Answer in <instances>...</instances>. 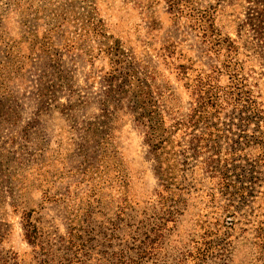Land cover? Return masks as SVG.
<instances>
[{
	"label": "rangeland",
	"instance_id": "obj_1",
	"mask_svg": "<svg viewBox=\"0 0 264 264\" xmlns=\"http://www.w3.org/2000/svg\"><path fill=\"white\" fill-rule=\"evenodd\" d=\"M229 63L264 111V0H0V264H264V150L237 115L211 118L225 181L178 133L163 188L130 107L137 86L170 126Z\"/></svg>",
	"mask_w": 264,
	"mask_h": 264
},
{
	"label": "trees",
	"instance_id": "obj_2",
	"mask_svg": "<svg viewBox=\"0 0 264 264\" xmlns=\"http://www.w3.org/2000/svg\"><path fill=\"white\" fill-rule=\"evenodd\" d=\"M168 2L171 10H174L183 0H168ZM188 14L195 20L196 24L194 27L199 30L203 44L208 47L209 50L207 52L211 53L210 51H212L219 55L221 47L226 44V40L217 37L215 34V37L212 36L209 31L210 27L206 25L208 20L205 19L204 14L201 16L197 14L196 16L194 10H191ZM227 47L232 51L230 44ZM113 62L116 64L118 61L113 60ZM178 69L179 75L186 77V66L180 65ZM118 70L117 68L113 69L112 77L110 78L112 82L115 78L113 74ZM222 72L230 74L232 77L231 83L226 88L218 84L223 74ZM125 80L128 83H124L119 88L125 87L130 83L132 85L133 82L128 80L127 74ZM187 89L191 97L190 112L186 118L166 126L162 115L156 108H153L152 100L147 99L145 94L137 89V86L133 88L135 92L132 95L130 107L136 112L137 123L144 130V138L157 162V172L159 179H161V185L163 183V188H167L170 185H167L170 180V170L175 166V163L177 164V156L173 155V150L178 151L176 144H182L184 138H187L189 148L195 157H199L202 153L214 149L215 153L205 160V163L211 173H213L211 174L213 177L221 175V180L225 181L226 178L224 173L222 174V167L220 166L222 160L219 156L220 151L214 138V131L219 130L213 128L211 124V118H218L225 108H231L233 116L237 115L239 120L238 129L241 131L239 137L247 141L246 145L254 143L264 150V128L262 126L264 125V111L253 99L252 90L245 84V80H241L237 72L230 68V63L223 64V68L214 66L210 72H200L193 79V83L187 84ZM251 125L255 126L256 129L252 131V134H249L248 127ZM178 133H182L183 140L174 139ZM234 144L238 148L239 140ZM256 163H261L259 158ZM254 165L253 163L252 166ZM219 169L221 170L219 171Z\"/></svg>",
	"mask_w": 264,
	"mask_h": 264
}]
</instances>
